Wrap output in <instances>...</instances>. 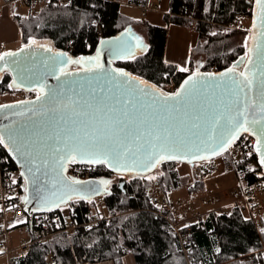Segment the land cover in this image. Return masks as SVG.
<instances>
[{
  "label": "trees",
  "instance_id": "obj_1",
  "mask_svg": "<svg viewBox=\"0 0 264 264\" xmlns=\"http://www.w3.org/2000/svg\"><path fill=\"white\" fill-rule=\"evenodd\" d=\"M1 1L9 3L16 0ZM38 1L36 13L16 17L22 46L34 39L38 44L47 41L53 50L67 51L74 60L94 57L101 39L117 36L124 30H131L132 26H140L147 50L136 53L134 59L129 57L113 62L115 69L139 77L166 93L171 92L166 91L169 86L174 92L190 74L164 62L166 26L137 21L120 12L121 3L143 7L146 0ZM249 8H252V3L247 0H170L163 21L167 26L174 24L189 28L194 25L198 43L190 52L189 66L201 57L197 71H220L229 68L243 55L241 48L235 50L237 53L227 52L225 41L235 31L227 29L226 25L234 17L250 15ZM69 41L72 46L66 49ZM12 83L10 74L3 71L0 94L12 91V86L9 87ZM36 95L34 91H25L23 99ZM252 159H256L254 154ZM248 161L240 160L237 170L244 183L251 184L255 179L248 171ZM159 165L160 173L155 175L156 179L148 180V174L133 175L129 180H120L124 181L123 186L119 183L111 185L109 192L101 195L106 217L97 218L94 226L88 225L92 218L93 199H72L66 204V210L61 206L53 210L63 225L71 223L76 226L72 233H58L48 241L32 244L16 264H96L106 261L122 264L128 253L132 254L135 264H173L174 256H180L182 264H199L205 253L214 255V264H264V232L261 231L264 222L258 231L245 208L237 205L231 208L230 213L211 212L200 223L191 225L184 233L191 251L184 257L179 237L169 223L173 217L159 215L150 198L153 187L162 194L181 189V176L176 161H164ZM0 174L3 179H12L15 175L14 184L23 195L24 181L1 144ZM109 174L111 171L102 164L92 175L101 179ZM201 183L197 181L189 193L195 194ZM16 203L22 202L17 199ZM21 206L23 212L30 215L31 212L23 204Z\"/></svg>",
  "mask_w": 264,
  "mask_h": 264
},
{
  "label": "snow or ice",
  "instance_id": "obj_2",
  "mask_svg": "<svg viewBox=\"0 0 264 264\" xmlns=\"http://www.w3.org/2000/svg\"><path fill=\"white\" fill-rule=\"evenodd\" d=\"M255 4L257 15L244 45L248 53L226 72L206 74L208 79L197 71L184 80L180 90L172 93L163 92L156 85L122 69L106 72L100 62L102 50H107L115 59H134L137 50H147L142 38L132 34L130 29L121 37L101 40V48L97 49L94 57L74 60L67 53L53 52L34 39H30L18 52L0 53V62H3L0 72L5 69L15 71L20 80L17 87L22 86L25 80H31L29 74L32 69L21 54L33 46L52 53L43 61L44 66L52 70V75L57 69L63 76L71 75L65 71L68 64L81 65L82 71L94 74L88 78L90 87L86 98L65 96L56 89L45 93L55 104L50 108L42 104V107L47 112L61 113L52 132L44 129L35 131L23 124L16 127L17 121L0 127V144L5 147L11 145L15 153L13 158L26 167L32 184L36 185L40 179L38 173L48 176V169L54 173L52 183L55 190L48 195L44 187L38 185L35 199L44 206L59 204L65 201V197L71 199L72 193L80 191L76 186L86 182L65 177V161L79 159L107 164L115 171H150L166 160H178L190 154L195 156L209 149L213 155L222 154L240 132L256 137L259 165L264 169V0H255ZM29 55L34 57V53ZM240 65L244 66L243 71L237 70ZM177 70L187 72L188 68L177 66ZM55 78L59 79V76ZM93 81L95 86H91ZM208 88L212 91L209 92ZM217 89L221 90L219 96ZM36 91L37 101H42L44 97L40 93L44 92V85H38ZM6 107L12 106L0 105V108ZM27 112L47 114L29 108L15 115L24 116ZM63 113H70L68 119ZM21 175L25 174L22 172ZM146 178L153 180L157 177ZM108 183L106 180L99 182L101 185ZM84 191L98 194L100 188L90 185Z\"/></svg>",
  "mask_w": 264,
  "mask_h": 264
},
{
  "label": "rangeland",
  "instance_id": "obj_3",
  "mask_svg": "<svg viewBox=\"0 0 264 264\" xmlns=\"http://www.w3.org/2000/svg\"><path fill=\"white\" fill-rule=\"evenodd\" d=\"M152 1L153 3H155L156 7L160 9L159 12L163 11L162 10L163 5H165V3L167 2L166 0H152ZM17 5L20 6L21 11L24 12L25 15L27 14L32 15L38 11V4H35L34 6L31 7L28 4L18 2ZM132 6L122 3L120 4V12L124 15L130 16L133 19H136L137 21H143L142 11ZM238 17L240 18L241 27H237L236 31L234 30L235 34L231 38L227 39L224 45L228 53L229 52L237 53L238 51L235 50L241 48L243 50L242 56H245L247 54V48H245L244 45L246 39L249 37L250 34L251 14L245 15V17L237 16L236 18ZM162 23L164 24V22H161V24ZM168 27L169 26H167L166 40L168 42V47H172V49H173V37L175 39H178L181 43H185V42L187 43L189 38H191L193 34V32L190 31L187 27L185 28L175 27L173 26V24L170 26V30H168ZM173 28L183 29L185 32L184 36L178 34L179 30L175 31ZM141 29L142 28L140 26L131 27L132 32L136 36H140L144 41V37H143L144 33L140 32ZM43 43L48 44L47 41ZM137 53H142V52L140 50H137ZM166 58L169 59V51ZM237 59L239 60L240 57H238ZM232 65L230 67H232ZM80 67L81 65L78 64H69L67 66V70H72ZM171 88L172 86H169V88L166 91H171ZM34 92L37 93V91ZM24 96H25V90L17 89L12 83V91L0 94V104L8 103L18 99L21 100L23 99ZM249 138L247 136V141L249 140ZM247 141L246 138L244 137L242 143H245ZM240 145L241 144H239V142H237L236 145L233 144L232 146L229 147L227 152H225L222 156H217L211 160H203L201 162H195L189 164L184 162H177V171L181 176V185L183 187L179 190H173L167 192L166 194L160 193L157 187H153L150 193L151 202L153 203L154 198H156L159 201L165 200L170 205H172V207H176L175 213L174 214L171 213V215L173 217V221H177L175 223L178 224L179 228L190 226L188 222L189 221L191 222V217L193 215L199 216L198 223H200L203 220V217L205 216L206 212H209L208 210L212 211L214 209L217 211H213V212L219 214H226V213H230V210L234 205L237 206L243 205L248 217L250 219L253 218L252 220H254L255 223H258L261 220L260 217L262 215L261 212L263 210L262 205L261 204H259L258 206L247 205L246 199L242 196V194H240L241 190L244 189V181L240 177L237 170V165L239 161L243 158L249 160L247 164V168L248 171L251 172L250 169L257 168L258 165L257 158L255 160L252 159L253 152L251 153L250 150H248V152L251 153V155L250 158L247 159L246 156H248V152L244 148H241ZM159 168L160 165L157 166L156 169H154L151 173H148L147 176H155L156 174H159L160 173ZM258 168H260L261 170V167L259 165ZM133 175L135 174L119 175L114 172H111V174H109L107 178L103 177L99 179L100 181L106 180L110 182L107 185H103L104 188L106 189L104 194L109 192L108 190L110 189L111 185L120 183V180H129L132 177H134ZM14 176H12V179L9 178L10 180H12V182ZM0 179H3L1 177V174H0ZM197 181H202L201 185L196 190L195 194H190L189 189L195 186ZM257 197L258 199H263V194H258ZM93 200H94L93 208H91L92 219L96 220L97 218H105L106 211L103 207L101 196L94 198ZM66 204L61 205L62 210H66L68 208ZM7 216H9V214H7ZM25 218H26V214H22L20 216H17L15 221L20 222L25 220ZM8 223L9 221H7V226ZM10 231H14V238H15V240L13 241V245H11L10 247L11 249L15 248L13 254L18 255L20 252L18 250V246L23 243V240L28 242L30 240V234L29 231H27V228L22 229V227H13L11 228ZM262 252H263L262 258H264V249ZM127 255L133 258L131 253H128ZM173 264H182L181 257L174 256ZM228 264H234V263H228Z\"/></svg>",
  "mask_w": 264,
  "mask_h": 264
},
{
  "label": "water",
  "instance_id": "obj_4",
  "mask_svg": "<svg viewBox=\"0 0 264 264\" xmlns=\"http://www.w3.org/2000/svg\"><path fill=\"white\" fill-rule=\"evenodd\" d=\"M256 15H257V7L255 4V0H253L250 30L252 29L253 20L255 19ZM126 33H127V30H124L123 32H121L117 36L105 38V39H101V40H113L116 37H121L122 35H124ZM250 35H251V32H250L249 36ZM100 41H99L97 49L101 48ZM44 45L46 47L51 48L50 44H44ZM248 45H249V47L252 46V42L250 40L248 41ZM20 49H21V47L19 49L15 50L14 52H18ZM53 52L67 53L66 51H56V50H53ZM30 53H34V57L30 56L29 55ZM136 53H137V51H136ZM247 53H248V49H247ZM21 55L24 58L25 62L27 63L28 67L32 69V72L29 74L31 76V80H25L23 85L19 86L18 88L25 90V91H36L37 86L42 84V85H44V92L40 93V95L42 97H44V99L42 101H37V95H36L32 98L21 99V100H17V101H13V102L0 104V105L12 106V107L0 108V127H2L4 125H9V124H11L12 121H17L18 123H17V125H15L16 127H19L21 124H23V125L29 127L30 129H33L35 131H40L41 129H44L48 132H52L57 127V121L60 119L61 113L47 112V109L42 107V104H47V107H49V108L53 107L55 104V102L51 99V96H45V93H49L51 89H56L57 91H62L65 96H74L76 98H79L80 96H84L86 98L89 87H90V85L88 84V78L92 77L94 74L93 73H86V72L82 71L81 67L76 68V69H72V70H67V66L69 64L65 67V71L67 73H70L71 75L63 76L60 74L58 69L56 70L55 75L50 74L52 70L48 67H45L43 61L45 59H47L48 57H50L52 55V53L45 52L44 48H36L35 46H33L31 49H27L26 52L22 53ZM67 55L69 57H71L68 53H67ZM8 59L11 60L13 58H8ZM122 59H125V58L115 59L109 54V52L107 50H102L100 62L104 65L106 72L111 73L112 70L115 69L113 67L112 63L119 61V60H122ZM2 65H3V62H0V66H2ZM240 67H241V69H240ZM227 69L220 70V71H211V72H206V71H198V72L201 74H205L204 78L208 79L206 74H220V73L226 72ZM237 70L243 71L244 66L240 65ZM4 71H7L10 74L12 82H14V80H15V83H13V84L17 87V85L20 84V80L17 78V73L15 71L9 70V69H5ZM196 72L197 71L188 74L181 81V83L178 85L176 91L180 90L184 80H186L190 75H194ZM1 73L2 72H0V75H1ZM101 75H104V74L102 73ZM56 76H59V79H56L55 78ZM91 86H95V81H93V84ZM70 89H74V91H72ZM208 91L211 92L212 89L208 88ZM216 92H217V96H219L221 93V90L217 89ZM22 101H31L34 103L33 104H27V103L22 104L21 103ZM29 108H33L34 111H36L37 113L47 112V114L46 115H39V114L33 115L32 112H27L26 115H24V116L15 115V113L24 112L26 109H29ZM63 115L65 116V119H68V117L70 116V113H63ZM29 117H31V119H29ZM243 134H247L253 138V140H254L253 153L256 156L257 163L259 165V155L256 152V137L255 136H253L250 133L240 132L239 137L234 141V143ZM5 143L6 144L8 143L7 137H5ZM1 145L5 149V151L8 153V155L11 157L13 162L15 163L16 168H17V172L19 173L20 177L24 181L23 206L26 210H28L31 213L32 212L33 213H35V212H52L53 210L58 209L61 205L69 203L72 199H81L80 197L82 195L84 196L83 200H92L94 198H97V197L103 195L106 191L104 186L99 184V182H100L99 179L90 178V179L81 181V182H86V183L76 186V188L79 189L80 191L77 193H72L71 199H68L67 197H65L64 202H61L59 204H49L47 206H44L35 199V195H36L35 189L38 185L43 186L45 189V194L50 195L51 191L55 190L53 188V183H52V177L54 176V173L51 171V169H48V173H49L48 176H44L43 172L38 173L37 175L40 177V179L37 181L36 185L32 184L31 183L32 177L27 172L26 167H23L22 164L17 161V159L13 158L15 153H14V151L11 150V145H9V147H5L3 144H1ZM225 152L226 151H223L222 154ZM220 155L221 154L213 155L212 151L209 149L206 151H201V152L197 153L195 156L190 154L186 157H181L178 160H166V161L184 162V163L189 164V163L201 162L203 160H211V159H213L217 156H220ZM200 157H206V159L200 158ZM70 162H71L70 160L65 161V165H64L65 169H67V166ZM75 162L82 163L84 165H86V164H88V165L99 164V163H88L87 161L79 160V159H77ZM104 165L106 166V168L109 171L114 172L116 174L145 175V174L151 173L154 169H156V167H155V168L151 169L150 171L146 170V169H138V170H134L131 172L127 171V170H123V169H121L119 171H115L109 165H107V164H104ZM65 171H63V175L65 177H67L65 174ZM261 171L264 173V169L261 168ZM22 172L25 174L24 176L21 175ZM137 172L139 174H137ZM26 177H27V179H26ZM90 185L98 186L100 188V192L98 194H96V193L87 194L84 191V189H86ZM123 185H124V181H121L119 183V186H123Z\"/></svg>",
  "mask_w": 264,
  "mask_h": 264
},
{
  "label": "built area",
  "instance_id": "obj_5",
  "mask_svg": "<svg viewBox=\"0 0 264 264\" xmlns=\"http://www.w3.org/2000/svg\"><path fill=\"white\" fill-rule=\"evenodd\" d=\"M24 4H28L31 7L35 4H38V0H21ZM250 3H252L253 0H247ZM248 12H252V8L247 10ZM1 15V11H0ZM245 17V16H244ZM237 27H241L240 24V18L234 17L229 24L226 25V28L229 30H237ZM72 46V42L69 41L66 45V49H70ZM67 52V51H66ZM172 88L171 92L172 93ZM175 92V91H174ZM247 134L242 135V139H238L234 144L236 145L237 142H239L240 147L244 148L247 152L250 150V152H253V143L254 140L251 136L247 135L249 140L247 141ZM246 138L245 143L243 142V138ZM249 153V152H248ZM254 154V153H253ZM247 159L250 158V155L246 156ZM243 159V158H242ZM241 159V160H242ZM102 164H93V165H84L82 163H77L72 161L65 171V174L67 177L74 178L79 181H84L93 177V173L97 172L101 168ZM207 167V166H206ZM251 174L253 178L255 179L254 182L251 184L244 183V189L241 190L242 196L246 199L247 205L249 206H258L259 204L262 205V215L260 217V221L258 223H255L254 220H252L257 227V230L260 231V228L262 227V221L264 222V173L260 170V168L255 169V171L251 170ZM18 187L15 186V184L10 180L9 178L0 179V221L5 225L6 224V215L8 213L13 214L14 216H20L22 215L23 209L21 204H23V195H21L18 192ZM24 191V190H23ZM263 194V199H258L257 195ZM21 201V204H17L16 200ZM153 204L157 207V213L159 215L163 214V216L170 217L171 213H175L176 207H172L167 201L154 198ZM29 216H31V229H32V238L19 246V255L18 258L22 257L24 254H26L30 246L34 243H40L45 242L51 239L54 235L58 233H63L65 235H70L73 231V229L76 227L71 223L68 224H62L59 221V218L56 214L52 212H35L31 213ZM172 216V215H171ZM171 218V217H170ZM96 220L90 219V222L88 225L94 226L96 224ZM177 221H173L171 219L169 221L170 226L172 227L175 234L179 237L181 250L184 257H187L188 254L191 251L190 248V242L187 238V236L184 235L189 229L191 225L197 224L199 222V216L193 215L191 217V222L189 221L188 224L190 226L179 228L178 224L175 223ZM7 229L5 226H0V232L6 233ZM212 258L214 259V255L210 256V254H205L202 258V260L199 262V264H211ZM9 264H16V262H10Z\"/></svg>",
  "mask_w": 264,
  "mask_h": 264
},
{
  "label": "crops",
  "instance_id": "obj_6",
  "mask_svg": "<svg viewBox=\"0 0 264 264\" xmlns=\"http://www.w3.org/2000/svg\"><path fill=\"white\" fill-rule=\"evenodd\" d=\"M166 1L167 2L165 3V5H163V9H162L163 11H161V12H159L160 9H158L156 7L155 3H153L152 0H146V3L144 4L143 7H136V6H132V5H129V6H132L136 9H139L140 11H142V16H143L142 20L143 21H146L147 23L154 25V26H163V27L166 26V28H167V25H165V23L161 24V22H164L163 16L166 13H168V10H169V1L170 0H166ZM18 2L23 3L21 0L12 1L9 3H5V2L0 0V11H1V15H0V53H4V52H8V51L14 52L15 50L22 47V45H21V43H22L21 30H20V27L18 25L16 17L17 16H24L25 13L22 12L20 6L17 5ZM123 4H126V3H123ZM126 5H128V4H126ZM154 8H156V9H154ZM126 16H128V15H126ZM171 25L172 24L168 25L169 26L168 30H170ZM173 26L185 28V26H181V25L177 26V25L173 24ZM173 29L175 31L179 30L178 34H181L182 36H184L185 32L183 29H178V28H173ZM188 29L190 31H192L193 34H192L191 38H189L187 43L186 42L181 43L178 39H175L173 37V49H172V47H168V42L166 40L163 60L166 64L173 65L176 68H177V66L187 67L188 68L187 73H192V72L197 71L196 67H199V65H201L202 58L201 57L196 58V60L193 62V66H191V67L189 66V63H188L189 55H190L191 50L198 43V35H197V32L195 31L194 25L189 27ZM131 33L134 34L133 32H131ZM143 42L145 43V40ZM168 51H169V59L166 58V56L168 55ZM13 101H17V100H13ZM13 101H11V102H13ZM208 211L209 212H206L203 219L206 218L210 212L217 211V210L213 209L212 211H210V210H208ZM8 214H9V216L6 215V220L9 221L8 226H7V221H6L5 225L0 221V226L7 227V231L5 234L0 232V264H9L10 262H17V260L19 259L18 258L19 254L18 255L13 254V251L15 248L11 249V247H10L11 245H13V241L15 240L14 231H10L11 228H13V227H22V229L27 228V231H29V234H30V239L32 238L31 216L27 215L26 213H23V214H26L25 220L20 221V222H16L15 219L17 218V216H14L11 213H8ZM26 242L27 241L23 240L22 244H24ZM21 245H19V246H21ZM19 246H18V248H19ZM205 254H208V253H205ZM205 254H203V256ZM214 262H215V257H214V259L212 258V264H214ZM96 264H113V263L110 261H106V262L96 263ZM122 264H135V261L133 260V258L131 256L125 255L122 259Z\"/></svg>",
  "mask_w": 264,
  "mask_h": 264
},
{
  "label": "flooded vegetation",
  "instance_id": "obj_7",
  "mask_svg": "<svg viewBox=\"0 0 264 264\" xmlns=\"http://www.w3.org/2000/svg\"><path fill=\"white\" fill-rule=\"evenodd\" d=\"M241 137H242V136H241ZM241 137H240V138H241Z\"/></svg>",
  "mask_w": 264,
  "mask_h": 264
}]
</instances>
